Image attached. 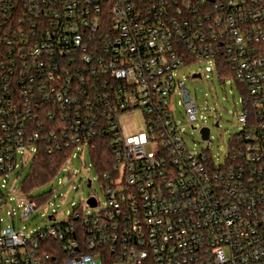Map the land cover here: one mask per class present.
<instances>
[{"label": "built area", "instance_id": "1", "mask_svg": "<svg viewBox=\"0 0 264 264\" xmlns=\"http://www.w3.org/2000/svg\"><path fill=\"white\" fill-rule=\"evenodd\" d=\"M200 61L242 93L219 163L184 138L199 110L178 70ZM98 137L97 212L3 228L11 199L23 218L39 207L12 178L19 156L71 149L67 164ZM0 264H264V0H0Z\"/></svg>", "mask_w": 264, "mask_h": 264}, {"label": "rangeland", "instance_id": "2", "mask_svg": "<svg viewBox=\"0 0 264 264\" xmlns=\"http://www.w3.org/2000/svg\"><path fill=\"white\" fill-rule=\"evenodd\" d=\"M199 70L203 73L202 79L190 77V73ZM178 75L184 79L199 110L196 127L183 126L184 138L189 149L199 152L210 145L215 161L223 162L229 152L231 137L242 127L237 118V112L242 109L240 87L232 77H227L223 81L222 77L216 73L215 64L209 61H200L181 68L178 70ZM173 106L177 120L185 123L184 108L179 104L178 93ZM121 124L130 134L138 133L145 128L141 115L122 117ZM203 127L210 128V139L203 138L201 132ZM89 150V147H86L84 152L82 148L76 149L71 156V161L62 167L53 181L24 193L26 196H33L39 204L29 217L22 216L24 202L11 199L1 211L3 228L8 231L13 228L21 229L30 234L63 222L76 208L87 212H97L98 208L90 209L86 206L87 199L92 193L99 197L102 204L105 203L102 181L93 165ZM32 159L28 160L23 168L24 163L19 156L18 168L12 175L13 180H16L17 188L30 172ZM87 178L93 179L92 187L88 185ZM48 197L49 202H47ZM49 215H55V219H49Z\"/></svg>", "mask_w": 264, "mask_h": 264}, {"label": "trees", "instance_id": "3", "mask_svg": "<svg viewBox=\"0 0 264 264\" xmlns=\"http://www.w3.org/2000/svg\"><path fill=\"white\" fill-rule=\"evenodd\" d=\"M72 150H59L52 155L40 151L31 162L30 172L22 183L24 193L30 192L39 185L53 181L65 164ZM93 165L102 174L110 165L111 146L107 137H98L95 146L90 148ZM34 198L33 196H29Z\"/></svg>", "mask_w": 264, "mask_h": 264}, {"label": "water", "instance_id": "4", "mask_svg": "<svg viewBox=\"0 0 264 264\" xmlns=\"http://www.w3.org/2000/svg\"><path fill=\"white\" fill-rule=\"evenodd\" d=\"M193 75H194V77H198V78L202 77L201 72H196ZM218 124L219 123L217 122L216 125H218ZM202 133H203V138L204 139H208L209 138V134H210V129L208 127H206V128L203 129ZM90 184H91V182L88 183L89 186H90ZM88 201L91 204L95 205V199L94 198H90V199H88Z\"/></svg>", "mask_w": 264, "mask_h": 264}]
</instances>
